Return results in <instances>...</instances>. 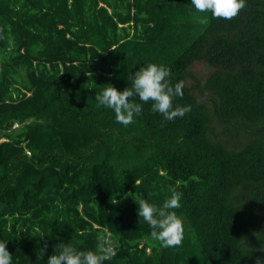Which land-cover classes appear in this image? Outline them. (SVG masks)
<instances>
[{"label": "trees", "instance_id": "trees-1", "mask_svg": "<svg viewBox=\"0 0 264 264\" xmlns=\"http://www.w3.org/2000/svg\"><path fill=\"white\" fill-rule=\"evenodd\" d=\"M197 61L210 74L191 87ZM147 63L185 82L175 105L191 110L167 121L149 102L118 124L95 96L131 86ZM0 139V240L13 264H47L61 243L95 250L104 234L116 245L104 264H258L264 0L230 20L191 0H0ZM173 188L184 240L164 248L136 201L160 206Z\"/></svg>", "mask_w": 264, "mask_h": 264}, {"label": "clouds", "instance_id": "clouds-1", "mask_svg": "<svg viewBox=\"0 0 264 264\" xmlns=\"http://www.w3.org/2000/svg\"><path fill=\"white\" fill-rule=\"evenodd\" d=\"M246 2L247 0H191L196 12L210 13L212 17L225 20L238 16ZM205 18H202V22ZM128 80L131 86L124 90L109 83L95 96L100 106L115 113L118 124H132L142 113L143 105L149 102L152 111L159 113L167 121L182 118L191 110L190 105H175L176 99L185 95V82L179 80L173 83L171 70L163 64L147 63L135 73L129 74ZM136 203L139 217L149 225L152 229L151 236L162 247L174 248L182 245L184 222L175 211L182 206L181 194L175 188L171 189V195L160 206L145 199ZM97 239L95 250H79L69 243H61L56 247L55 253L48 256L47 264H104L115 256L116 245L107 234L100 235ZM7 243L8 241L0 240V264H13ZM258 264H264V259L258 258Z\"/></svg>", "mask_w": 264, "mask_h": 264}, {"label": "rangeland", "instance_id": "rangeland-1", "mask_svg": "<svg viewBox=\"0 0 264 264\" xmlns=\"http://www.w3.org/2000/svg\"><path fill=\"white\" fill-rule=\"evenodd\" d=\"M191 75H189L187 79V84L191 87L195 84V79L192 76L194 74L195 76L199 77L200 79L205 80L206 77L210 74L209 67L203 62V61H197L193 64V66L190 68ZM3 139H0V141Z\"/></svg>", "mask_w": 264, "mask_h": 264}]
</instances>
